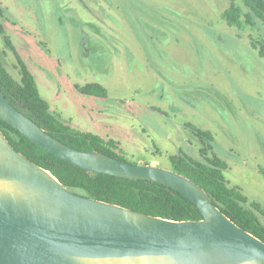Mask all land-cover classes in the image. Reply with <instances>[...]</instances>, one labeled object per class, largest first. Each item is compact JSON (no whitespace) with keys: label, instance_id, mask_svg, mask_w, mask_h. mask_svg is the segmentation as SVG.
Here are the masks:
<instances>
[{"label":"rangeland","instance_id":"1","mask_svg":"<svg viewBox=\"0 0 264 264\" xmlns=\"http://www.w3.org/2000/svg\"><path fill=\"white\" fill-rule=\"evenodd\" d=\"M0 5L15 52L0 34L5 69L18 80L19 58L72 130L115 140L128 163L168 170V157L180 151L201 160L192 130L208 132L229 186L264 210V61L250 31L223 21L229 0ZM89 82L107 97L80 93Z\"/></svg>","mask_w":264,"mask_h":264},{"label":"water","instance_id":"2","mask_svg":"<svg viewBox=\"0 0 264 264\" xmlns=\"http://www.w3.org/2000/svg\"><path fill=\"white\" fill-rule=\"evenodd\" d=\"M0 120L88 172L171 188L202 215L172 221L75 194L16 151L0 129V264H264V242L183 175L74 149L13 106L1 89Z\"/></svg>","mask_w":264,"mask_h":264},{"label":"trees","instance_id":"3","mask_svg":"<svg viewBox=\"0 0 264 264\" xmlns=\"http://www.w3.org/2000/svg\"><path fill=\"white\" fill-rule=\"evenodd\" d=\"M222 19L231 28L250 31V46L264 61V2L229 0ZM5 43L9 45L6 38ZM17 62L19 79L15 80L0 60V89L13 106L28 115L49 135L74 149L98 151L124 161L118 142L72 130L52 113L48 102L40 94L32 72L19 58ZM79 91L93 97H107L106 89L97 83L86 84ZM0 129L16 151L49 171L75 194L172 221L202 219L196 206L171 188L148 181L88 172L48 153L1 120ZM192 132L202 144L199 150L201 160H194L180 151L168 157L170 170L201 186L231 221L264 242V222L261 220L264 210L255 202L249 203L237 188L229 186L224 177L226 163L211 152V135L195 129Z\"/></svg>","mask_w":264,"mask_h":264},{"label":"flooded vegetation","instance_id":"4","mask_svg":"<svg viewBox=\"0 0 264 264\" xmlns=\"http://www.w3.org/2000/svg\"><path fill=\"white\" fill-rule=\"evenodd\" d=\"M3 18H4L3 8H2V6L0 5V21H1ZM0 27L2 28V32H0V34H1L2 37H3V43H4V45H5L8 49H10L12 52H14V50H13V46H12L11 43H10V39H9V37H7V36L5 35V31H4L3 25L0 24ZM5 38L8 40L9 45H7V44L5 43ZM14 54H15V52H14ZM92 83H96V82H89V83H86V84H92ZM86 84H84V85H86ZM97 84H98V83H97ZM99 85H100V84H99ZM101 86H102V85H101ZM105 98H106V97H105Z\"/></svg>","mask_w":264,"mask_h":264}]
</instances>
